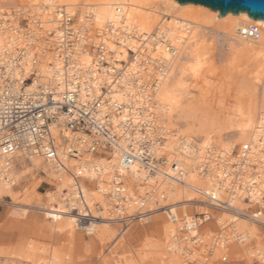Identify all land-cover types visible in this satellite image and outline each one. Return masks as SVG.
<instances>
[{
  "label": "built area",
  "instance_id": "1",
  "mask_svg": "<svg viewBox=\"0 0 264 264\" xmlns=\"http://www.w3.org/2000/svg\"><path fill=\"white\" fill-rule=\"evenodd\" d=\"M55 19L59 32L45 40L52 55L48 75L35 67L25 75L31 59L26 47L0 55V161L5 164L0 179L7 177L19 158L40 156L56 175L52 183L45 182L46 191H59L78 229L107 215L121 225V233L157 210L167 213L172 205L160 206L168 199L160 183L179 187L195 196L191 204L180 205L193 214L169 217L175 225L169 251H176L180 264H229L232 246L249 240L237 221L264 229L263 140L238 151L234 148L230 155L214 145L206 149L198 165L200 176L223 189L225 199L188 183L184 162L168 151L175 133L168 117L159 112L156 98L161 80L170 74V60L128 46L135 40L128 27L114 32L107 25L97 32L94 44L89 40L90 21L78 26L64 9L57 11ZM239 35L258 41L262 33L259 26L247 25ZM159 36L154 44L160 42L175 57L177 50L165 34ZM42 39L30 42L34 61ZM186 144L182 137L181 147ZM135 168L143 174L142 184L152 180L156 186L135 190ZM90 190L100 193L103 203L90 205L86 193ZM235 201L246 207L239 208ZM152 202L157 210L150 209ZM216 212H228L232 219L216 218ZM213 222L215 229L210 226Z\"/></svg>",
  "mask_w": 264,
  "mask_h": 264
},
{
  "label": "bare ground",
  "instance_id": "2",
  "mask_svg": "<svg viewBox=\"0 0 264 264\" xmlns=\"http://www.w3.org/2000/svg\"><path fill=\"white\" fill-rule=\"evenodd\" d=\"M0 2L1 4L11 5L18 3V12L25 15L29 21L27 27H22L18 22L19 20L15 19L16 15L14 16V14L18 13L13 12L15 7L13 11L9 9L7 15H4L5 12L0 8V55L17 47H26L31 53V59L25 67L26 76L29 75L32 67L37 68L43 76L49 74V62L52 60V55L49 52L50 45L45 40L48 39V34L59 32V23L55 19L59 9H64L72 18H76L78 26H84L87 21L93 24L88 27L91 43L97 44V32L105 29L107 25L113 26L114 32L125 26L135 32V40H130L128 46L135 49V51L143 48V52L147 54H152L155 51L152 54L154 57H164L170 60V74L166 79L161 80L156 95L159 112L168 117L170 127L174 123L172 121L174 119L176 120L175 127L182 123L187 128L184 135L174 134L173 141L169 143L168 151L184 162L188 171L186 181L205 188L209 195L225 199L223 189L220 190L212 180L200 176L198 165L201 163L200 160L203 159L206 149L214 145L219 151H226L230 155L238 145L241 148L248 144L254 146L260 138L264 143V84L261 94L257 89L260 78L264 73V20L254 19L246 12L239 14L230 12L220 17V12L217 10H212L200 4H181L177 0H0ZM247 25L259 26L262 35L258 41L243 38L239 35L240 30ZM206 32L219 34L224 39L229 40V43L225 46L226 59L223 66H221L222 68L219 67L215 57L216 40H209ZM162 33L177 50V55L173 58L168 55L166 46L160 44V42L154 44ZM39 37H43L42 44L37 49L40 54L38 59L34 61L35 49L31 47L30 42ZM139 40L142 42H139ZM110 47L114 50L117 49L112 43ZM124 58H126V54H124ZM214 77L234 81L240 89L236 107V114L239 115L240 119L236 124L233 123L235 140L231 144L232 146L220 143L221 138L219 144L213 142L212 139L215 124L209 118L205 103L208 102L206 106L209 104V93L213 88L212 79ZM224 79L223 81H225ZM192 89L199 92L197 100H193ZM246 95L250 96L253 101L257 100L254 104L251 103L247 110L244 105ZM260 114L262 116H259ZM192 135L201 138L202 141L200 143L196 142ZM182 137L186 139L187 146L181 147ZM259 157L261 158V155ZM30 160L33 164V171L41 170L46 174V178L49 179L50 183L51 180L55 179V172L51 170V166L44 163L42 157L32 156ZM15 164L11 165V171L8 175L5 174L7 177L0 179V199L4 196L12 198L14 206L29 208H22L24 212L31 209L45 213L47 216L46 221H48L45 225L46 228L50 229L52 233H65L72 236L78 229L77 225L79 224H77L76 217L70 215L66 210L58 193L59 191L47 190L48 192L44 196V198H47V202L44 204L41 203L43 194L38 192L39 185L38 188L36 187L33 190H24V193L27 194L25 203L17 201L19 197H15L16 193L14 192V185H16ZM4 166V162L0 161V172ZM1 175L4 176V174ZM19 175L24 177L25 173L21 171ZM126 175L129 176L130 174L127 173ZM142 176L143 174L135 168V183L139 184L135 187L137 191L141 192L156 186V182L152 180L142 184V179H139ZM130 181L131 185L134 184L132 179ZM158 187L160 189L165 187L168 198L166 205H172L167 209V213L162 211V215L166 214L168 219L175 216H188V214L181 211V204L179 203L183 202V205L184 203H192L191 201L195 198L193 194L176 186L168 188L163 183H160ZM86 193L90 205L93 201L103 203L102 195L97 191L90 190ZM234 204L239 208L246 207L243 202L235 201ZM226 216L232 219L229 215ZM110 221L114 220L108 218L107 215H103L102 218L90 220L81 228L88 235L99 232V238L106 240L111 232V225L108 223ZM156 223L158 232L161 233L159 235L161 240L153 245V250L156 254L162 255L167 264H174L171 263V259L173 261L180 259L176 251H169L170 234L174 231L175 225L167 221L164 216L158 219ZM237 224L239 231L246 234L249 240L247 244L235 246V254L244 256L250 262L254 256L263 260L264 240L258 237L259 229L257 226L246 220H239ZM253 242L255 246H252ZM44 249L42 247V251ZM27 256V263L40 259L38 254L34 252L29 253ZM48 260H52L51 264H65L56 251L49 255ZM47 264L50 263L47 262Z\"/></svg>",
  "mask_w": 264,
  "mask_h": 264
},
{
  "label": "rangeland",
  "instance_id": "3",
  "mask_svg": "<svg viewBox=\"0 0 264 264\" xmlns=\"http://www.w3.org/2000/svg\"><path fill=\"white\" fill-rule=\"evenodd\" d=\"M17 4L18 3L12 5L1 4L0 2V8L5 12H3L4 15H7V11H9V9L10 11H13L14 7L16 11L14 10L13 12H18ZM15 15V19L17 18L16 20H19L18 22L20 26H28L29 21L27 25H25V21L22 22V20H27L25 15L20 12L17 14L15 13L14 16ZM206 34L208 35L209 40H216L215 57L219 67H221L226 59L225 46L229 43V40L224 39L219 34H213L211 32H206ZM263 74L257 85L260 94L262 93V87L264 84ZM223 79L224 78L222 77H214L212 79L214 84L209 93V104L206 106V103H208L206 102L205 108L209 114L211 122H214L215 124V129L212 133L213 142L219 144L221 138L220 143H223V145H231L235 140L233 126L240 119L239 115L236 114V107L238 104L237 97L240 96V89L236 82L226 79L223 81ZM191 95L193 100H197L199 92L192 89ZM246 97V99L244 98V105L247 110L249 105L251 103L254 104L257 100H251L248 95H246ZM259 116H262V114ZM259 116L257 117L259 118ZM172 121L175 123L176 120L172 119ZM174 123L170 127L173 129L174 133L184 135L185 129L187 128L186 125L181 123L178 124V127H175ZM220 135L221 137H219ZM173 137L174 135H172L169 143L173 141ZM192 137L194 136L192 135ZM194 139L198 143L202 141L201 138L196 136ZM240 147L241 146L238 145L236 151H238ZM15 163L16 185L14 186V192L16 193L15 197H19L17 201L25 203L27 200V197L25 196H27V194L24 193V190H33L36 187L38 188L39 185L41 186L44 184L42 187L39 186L38 192L43 194L41 197V203L46 204L47 198H44V196L49 191H46L47 186L45 185V182H49L46 175H44L41 170L33 171V164L30 159L19 158ZM21 171L22 173H25L24 177H20L19 173H21ZM40 181L42 182L40 183ZM52 182L53 181L51 180V183ZM138 185L139 184L135 183V187ZM24 197L25 199H23ZM13 202L14 200L7 196L0 199V264H37V262L38 264H47V262L51 264L52 260L50 261L48 258L54 251L60 255L65 264H118L117 261L123 264H167L162 258V255L154 252L153 245L161 240V237L159 236L161 233H159L157 229V220L164 216L167 221H171L166 214V216L164 214L162 215L161 210H157L159 207H156L154 202L149 206L151 210H157L154 214L142 221L135 222L122 233L120 224L116 221L108 222L111 225V232L106 240H101L99 238V232H96L93 235H88L85 230L77 228L72 236H68V234L65 233H52L50 229L45 227L48 222L46 221L47 216L45 213L31 209L25 210L24 212L22 208H29H18V206L13 205ZM36 202H38V200H36ZM166 204L167 201L161 202L160 206ZM184 205L186 204L184 203ZM180 208L183 213L188 214V209H185L187 207ZM197 209L200 210V208ZM192 214L193 212L191 211L188 215ZM226 215L229 214H227V212L224 215L219 212L214 213V217L216 218H227L228 216ZM210 226H212L213 229L216 228L214 222L211 223ZM257 228L259 229L258 237L261 240H264V229L259 226H257ZM252 244V246H255L254 242ZM235 246L239 245L235 244L232 246V257L230 258L229 264H264V259L260 260L257 256H254L251 259V263L244 256L235 254ZM42 247L43 249L45 247L43 251ZM31 252L38 254L40 261L37 259V261L35 260L36 263L35 261L27 263V255ZM172 261L173 260L171 259V263L180 264V259Z\"/></svg>",
  "mask_w": 264,
  "mask_h": 264
},
{
  "label": "water",
  "instance_id": "4",
  "mask_svg": "<svg viewBox=\"0 0 264 264\" xmlns=\"http://www.w3.org/2000/svg\"><path fill=\"white\" fill-rule=\"evenodd\" d=\"M181 4L193 3L206 6L220 12V17L228 13L242 12L254 19L264 20V0H177Z\"/></svg>",
  "mask_w": 264,
  "mask_h": 264
}]
</instances>
